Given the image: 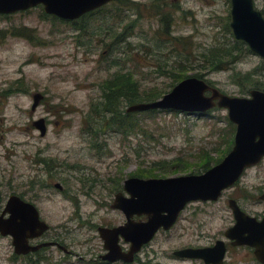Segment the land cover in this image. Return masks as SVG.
Wrapping results in <instances>:
<instances>
[{
	"label": "rangeland",
	"instance_id": "374dc122",
	"mask_svg": "<svg viewBox=\"0 0 264 264\" xmlns=\"http://www.w3.org/2000/svg\"><path fill=\"white\" fill-rule=\"evenodd\" d=\"M254 1L263 12L264 0ZM231 10V0H126L73 23L43 7L0 16V210L12 196L34 204L50 226L45 242L57 239L76 255L51 248L24 259L11 238L0 237V264H97L105 254L98 228L125 222L111 209L123 181L199 176L208 158H224L236 135L225 110L133 114L124 128L97 108L101 85L118 73L162 96L183 81L179 76L204 80L230 98L264 92V60L235 39ZM162 20L171 22L168 33ZM36 94L45 99L32 112ZM129 108L122 99L117 112L126 117ZM41 119L50 123L45 139L32 126ZM262 193L264 162L218 202L190 204L133 264H190L174 253L227 242L234 225L229 200L258 216ZM226 264L259 263L232 250Z\"/></svg>",
	"mask_w": 264,
	"mask_h": 264
},
{
	"label": "water",
	"instance_id": "95a60500",
	"mask_svg": "<svg viewBox=\"0 0 264 264\" xmlns=\"http://www.w3.org/2000/svg\"><path fill=\"white\" fill-rule=\"evenodd\" d=\"M116 1L120 0H0V15L10 16L43 7L48 16L76 22ZM231 15V29L235 39L247 44L253 53L264 59V17L254 9L253 1L232 0ZM250 96L249 99L230 98L204 80L190 78L178 84L161 100L134 105L127 110L128 114L174 111L191 115H205L214 109L225 110L229 121L236 126V135L229 155L221 164L203 175L126 181L124 190L130 199L119 194L113 209L126 216L127 224L113 230L99 229L107 252L101 257L102 261L132 264L135 256L144 246L152 243L161 230L169 232L177 224L181 213L189 204L218 202L225 191L242 179L247 169L261 163L264 158V93L253 91ZM43 100L42 95H34L32 112L40 107ZM33 126L41 137L47 135L48 128L44 119L34 122ZM229 207L237 226L226 233V239H236L234 246L251 245L257 250L256 260L264 264V221L257 223L244 214L235 201H230ZM135 216L146 217L148 221L134 223L132 219ZM260 228L262 230L258 235ZM49 230V225L41 220L37 208L20 197H10L5 209L2 212L0 210V237L12 239L16 256H28L44 248L55 247V244H30ZM120 238L131 246L128 253L121 248ZM56 247L62 249L59 245ZM226 255L225 243L218 242L213 249L185 250L176 253L175 257L199 260L205 264H224Z\"/></svg>",
	"mask_w": 264,
	"mask_h": 264
},
{
	"label": "trees",
	"instance_id": "16d2710c",
	"mask_svg": "<svg viewBox=\"0 0 264 264\" xmlns=\"http://www.w3.org/2000/svg\"><path fill=\"white\" fill-rule=\"evenodd\" d=\"M125 2L126 0H120L116 3L123 5ZM104 11H105V8L100 9L86 16V18L87 17L91 18L97 14L103 13ZM162 24L165 29V32L168 33L171 28V25H170L171 22H169L168 20L166 21L162 20ZM228 55L229 54H227V56ZM224 56H226V54ZM236 61L237 60H235L234 62ZM128 75L129 76L118 73L111 81L105 82L104 84L101 85L102 90L104 91L103 92L104 96L100 103L101 107L97 108V111L100 117H101L100 115L101 112H103L104 114H107V116H111L112 119L110 121V124L117 123L119 127L122 126L121 122L124 123V120L127 122V120L132 118L133 116V114L132 115L127 114L126 117H124L123 115H121V113L117 112L118 105H121L122 99L127 100L128 104L130 106H133V105L143 104V103H155L164 97L162 96L163 92H159L158 90H150V91L142 90V88L140 87L138 83L135 84L133 82L132 75L130 74ZM175 78L177 79V82H180L182 80L184 81L185 79H187L186 77H181V76L175 77ZM158 113L159 111L150 112L151 115H155ZM133 127L134 125L130 127V129ZM125 131L127 132L128 130H125ZM233 146H234V141L232 140V143L231 142L229 143V148L224 158L231 152V149L233 148ZM224 158H222L220 161H217V162H213L212 159L208 158L205 164V171L207 172L211 168L220 164ZM162 166L167 167L166 163H164ZM148 176L150 177L151 175H148ZM143 177L144 176H140V178H143Z\"/></svg>",
	"mask_w": 264,
	"mask_h": 264
},
{
	"label": "flooded vegetation",
	"instance_id": "af4514ba",
	"mask_svg": "<svg viewBox=\"0 0 264 264\" xmlns=\"http://www.w3.org/2000/svg\"><path fill=\"white\" fill-rule=\"evenodd\" d=\"M253 1V4H254V9L257 11V12H260L262 15H263V17H264V11L262 12V11H259L258 9H257V7H256V4H255V1L254 0H252ZM231 8H232V0H231ZM232 11V10H231ZM232 17V16H231ZM246 46L247 47H249L247 44H246ZM249 49H250V54L251 55H254V56H256V57H258V58H260V59H262V60H264L263 58H261V57H259V56H257L255 53H253V51L251 50V48L249 47ZM45 121H46V125H47V128L50 126V123L48 122V120L47 119H44ZM34 124V123H33ZM33 124H32V126H33ZM57 126H59V123H57L56 124ZM34 127V126H33ZM36 129V128H35ZM37 130V129H36ZM47 137V135L45 136V137H41L42 139H45ZM264 162V158H263V160L261 161V163L260 164H258V165H256V166H253V167H251V168H249V169H247L246 170V172L244 173V175H243V177H245L246 176V174L249 172V171H251V170H253V169H255V168H257L259 165H261L262 163ZM38 163H40V162H38ZM47 165V164H46ZM133 179H135V178H133ZM130 180V179H129ZM149 180V179H148ZM128 181V180H127ZM240 182V181H239ZM238 182V183H239ZM125 183H126V181H123L122 182V188H123V192L122 193H119V194H121V195H123V197L125 198V199H130V196L125 192V190H124V187H125ZM238 183L236 184V185H238ZM236 185L234 186V187H236ZM234 187H232L230 190H232ZM56 189H58V190H60V191H62L63 190V188L60 186V185H56ZM119 194H117L116 195V197L119 195ZM116 197H115V200H116ZM115 200H114V203H115ZM230 201H235V200H229V203H230ZM236 203H237V205H238V207L240 208V210L244 213V214H246L247 216H249V217H251V218H253V219H255L256 221H257V223L259 222V223H262L263 221H264V212L263 213H261V214H258V216H252V215H250L246 210H244L243 208H241V206L239 205V203L237 202V201H235ZM114 203H113V205H114ZM194 203H196V204H198V203H216V202H194ZM259 205H261V206H264V194L262 193L261 195H259V197H258V202H257ZM192 204V203H191ZM34 205V204H33ZM113 205H112V207H111V209L112 210H114L113 209ZM189 206H190V204L185 208V210L182 212V214H181V216L188 210V208H189ZM230 208V207H229ZM115 211V210H114ZM40 213V212H39ZM121 213V212H120ZM122 215H123V217H124V219H125V222L123 223V224H121V225H119V226H116V227H104L105 229H111V230H113V229H117V228H120V227H124L126 224H127V218H126V216L123 214V213H121ZM232 214H233V212H232ZM41 216V215H40ZM181 216L179 217V220L181 219ZM233 219H234V225L229 229V230H232V229H234L236 226H237V222H236V220H235V216H234V214H233ZM179 220H178V222H179ZM43 221V220H42ZM132 221H134V223H147V221H148V219L146 218V217H142V218H139V217H134L133 219H132ZM44 222V221H43ZM177 222V223H178ZM177 225V224H176ZM175 225V226H176ZM175 226L171 229V230H173L174 228H175ZM250 229H251V227L250 226H248ZM252 228H254V227H252ZM99 229L100 228H98V232H99ZM170 230V231H171ZM228 230V231H229ZM262 229L260 228V229H258V235H259V232L261 231ZM169 231V232H170ZM227 231V232H228ZM49 232H50V230H49ZM49 232H47L46 234H44L41 238H39V239H37V240H33V241H31L30 242V244L32 245V246H39V245H44V244H55V247H49V248H44V249H42L41 251H39L38 253H35V254H29L28 256H21L20 258H24V259H33V258H35V257H37V256H39V254H41L42 252H44V251H46V250H48V249H56V250H58V251H61L64 255H66V256H70V257H76V255H75V253H73L72 251H70L69 249H67V247H65L63 244H61L59 241H57V239L56 240H52V241H49V242H45V236L49 233ZM161 232H164V230H161L159 233H161ZM158 233V234H159ZM157 234V235H158ZM225 236H226V233H225ZM157 237V236H156ZM155 237V238H156ZM247 238H248V236H246ZM155 240V239H154ZM153 240V241H154ZM256 240H258V238H256ZM237 240L236 239H233V240H227V242H225V244H226V248H227V255L230 253V251H232V250H238V251H242V250H244V251H246V252H248V253H250V254H252V255H256V249L254 248V247H252L251 245H249V244H247V245H244V246H234L237 242H236ZM218 242H223V241H220V240H217L216 242H215V244H212V245H210V246H208V247H202V248H186V249H183V250H180V252L181 251H185V250H205V249H213L216 245H217V243ZM254 243H257V242H254ZM123 244H125V242L123 241V239L122 238H120V246H121V248L123 249V251L124 252H126L127 250H125L124 249V247H123ZM151 244V243H150ZM149 244V245H150ZM56 245H59L60 247H62V249H60L59 247H56ZM125 245H127V244H125ZM128 247H129V249H130V245H127ZM148 246V245H147ZM147 246H144L143 247V249L144 248H146ZM143 249H142V251H143ZM67 251V252H65V251ZM129 251V250H128ZM141 251V252H142ZM179 251H177V253H178ZM106 254V253H105ZM104 254V255H105ZM174 254H176V253H174ZM103 256V255H102ZM175 256V255H174ZM17 257H19V256H17ZM101 257V256H100ZM98 258V261H96V262H94V263H97V264H106L105 262H101V258ZM137 258V257H136ZM175 258V257H174ZM177 258V257H176ZM226 258H227V256H226ZM177 259H180V258H177ZM136 260V259H135ZM180 261H182V262H185V263H190V264H193L194 262L195 263H199V264H205L203 261H199V260H188V259H180ZM108 264V263H107ZM122 264V263H121ZM224 264H226V261H225V263Z\"/></svg>",
	"mask_w": 264,
	"mask_h": 264
}]
</instances>
